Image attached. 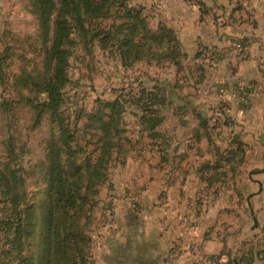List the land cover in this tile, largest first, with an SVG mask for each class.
Returning a JSON list of instances; mask_svg holds the SVG:
<instances>
[{"label":"crops","instance_id":"obj_1","mask_svg":"<svg viewBox=\"0 0 264 264\" xmlns=\"http://www.w3.org/2000/svg\"><path fill=\"white\" fill-rule=\"evenodd\" d=\"M135 3L184 55L156 78L168 86L161 137L133 120V146L98 196L93 264H264V171L243 176L264 164V0Z\"/></svg>","mask_w":264,"mask_h":264},{"label":"rangeland","instance_id":"obj_2","mask_svg":"<svg viewBox=\"0 0 264 264\" xmlns=\"http://www.w3.org/2000/svg\"><path fill=\"white\" fill-rule=\"evenodd\" d=\"M52 1L54 11L50 16L51 30L59 5V0ZM130 2L138 4L135 0ZM110 24V20L104 19L92 32L90 30L80 33L73 30L66 45L68 82L62 89L60 110L64 122L69 125L74 136L71 143L72 160L81 166L82 172L84 167L88 168L95 163L100 154L98 152L102 151L99 150L97 129V117L101 112L102 102L112 101L116 97L124 101L123 95H127L131 89L136 91L139 83L148 87L157 77L164 78L169 74L168 66L161 64L164 63L161 60V66L157 67L155 61L138 62L131 68L123 67L117 53L110 49L107 41H102L103 34ZM49 45L50 40L44 42L41 39L34 0H0V169L7 168L9 181L15 175V187L21 192L19 208L24 210L25 206H31L36 217V229L34 228V232L30 231L28 238H23L22 252L19 253L13 241L19 208L16 210L12 205L0 182V264H17L20 259L23 264H34L37 253L41 226L39 212L46 201L45 146L50 134L57 136L58 133L47 112L41 115L38 123H34L29 100H45V94L35 90L32 81L38 82L45 76L44 50ZM226 107L227 104L224 103L218 110L223 111ZM124 108L121 123L126 132L122 135V145L114 144L111 147V157L107 159L104 169L101 168L108 176L116 173L119 164L128 156L130 147L133 146L132 138H135L133 135H136L133 120L135 123L137 120L132 113L135 112V107L127 103ZM9 142L11 147H8ZM134 147L139 151L142 149L136 142ZM144 147L148 148L145 143ZM131 151L130 157H138V152ZM144 154L148 155L147 151ZM63 158L64 161L68 160L65 155ZM108 161H111L110 164ZM250 171L244 169L243 176L249 175ZM106 181L97 185L95 202L77 223L90 238L88 264H93V238L96 237L93 227L99 218L98 196L108 186ZM21 214L23 215L22 212ZM251 222L253 224V220ZM69 257V264H80L76 255L74 259L72 254Z\"/></svg>","mask_w":264,"mask_h":264},{"label":"trees","instance_id":"obj_3","mask_svg":"<svg viewBox=\"0 0 264 264\" xmlns=\"http://www.w3.org/2000/svg\"><path fill=\"white\" fill-rule=\"evenodd\" d=\"M34 2L41 39L44 42L50 40V45L44 50L45 76L38 82L32 81L35 90L45 94V100H29V103L33 110L34 123H38L41 115L47 112L58 135L50 134L45 146L46 201L40 207L41 226L33 261L34 264H69V255L72 254L73 259L75 255L78 257L80 264H88L90 238L77 223L95 202L97 185L108 179L107 172L104 174L101 168L104 169L107 159L111 157V147L114 144L122 145V135L126 132L121 123L122 114L125 112L124 105L128 103L135 107V112L132 113L136 116L140 132H146L151 139L159 138L161 136L157 127L164 119L162 109L166 104L168 86L157 80L148 87L139 83L136 91L131 89L127 95H123L124 101L118 97L112 101H103L97 117L99 150L102 151L98 152L100 154L95 163L88 168L84 167L82 172L81 166L72 160L71 143L74 136L69 125L64 122L60 110L62 89L68 82L66 45L71 33L73 30L80 33L90 30L92 32L101 21L110 20L111 24L106 28L102 41L108 42L107 45L117 53L125 68H131L138 62L155 61V64H159L161 61H168L179 69L180 57L184 54L180 51L173 31L166 26L152 29L144 7L132 4L130 0H59L52 30L50 16L54 11L53 1ZM8 145L11 147L10 142ZM64 155L68 160L64 161ZM8 176L7 168L0 169L2 187L17 210L21 202V192L15 187V175L10 181ZM25 207L24 210H17L14 225L13 241L19 253L22 252L23 238H28L30 231L34 232V228L36 229V217L32 207ZM237 259L241 264L250 262L243 256ZM17 264H23L22 260H18Z\"/></svg>","mask_w":264,"mask_h":264},{"label":"water","instance_id":"obj_4","mask_svg":"<svg viewBox=\"0 0 264 264\" xmlns=\"http://www.w3.org/2000/svg\"><path fill=\"white\" fill-rule=\"evenodd\" d=\"M264 171V164H263V167H262V169H260V170H252V171H250L249 172V178L250 179H252V174H257V173H260V172H263ZM257 181V180H256ZM257 183L259 184V189H261V183L260 182H258L257 181ZM252 196V194H249L248 196H247V203H248V206H249V209H250V213H251V216H252V220H253V225H252V227H251V230L253 229V228H255L256 226H257V220H256V217H255V215H254V212H253V210H252V206H251V204H250V201H249V199H250V197ZM233 261H234V263L235 264H238V262H237V260L235 259V258H233Z\"/></svg>","mask_w":264,"mask_h":264},{"label":"built area","instance_id":"obj_5","mask_svg":"<svg viewBox=\"0 0 264 264\" xmlns=\"http://www.w3.org/2000/svg\"><path fill=\"white\" fill-rule=\"evenodd\" d=\"M233 46H234V48L236 49V51H237L238 54H243V52H244V50H245V48H246V45L244 44V42H242V40H236V41L234 42ZM171 255H172V252H171V250H170L169 252H167V253L164 255V257H165V258H169ZM201 263H203L202 260H201Z\"/></svg>","mask_w":264,"mask_h":264}]
</instances>
